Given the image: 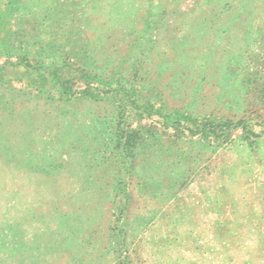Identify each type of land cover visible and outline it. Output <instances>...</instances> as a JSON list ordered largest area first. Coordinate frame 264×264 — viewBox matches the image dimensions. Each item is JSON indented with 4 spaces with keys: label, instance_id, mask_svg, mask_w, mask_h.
I'll list each match as a JSON object with an SVG mask.
<instances>
[{
    "label": "rangeland",
    "instance_id": "obj_1",
    "mask_svg": "<svg viewBox=\"0 0 264 264\" xmlns=\"http://www.w3.org/2000/svg\"><path fill=\"white\" fill-rule=\"evenodd\" d=\"M0 264H264V0H0Z\"/></svg>",
    "mask_w": 264,
    "mask_h": 264
}]
</instances>
